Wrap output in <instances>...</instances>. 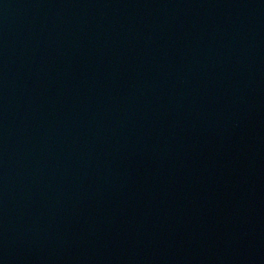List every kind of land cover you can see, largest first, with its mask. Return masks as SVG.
Returning a JSON list of instances; mask_svg holds the SVG:
<instances>
[{
	"label": "water",
	"instance_id": "water-1",
	"mask_svg": "<svg viewBox=\"0 0 264 264\" xmlns=\"http://www.w3.org/2000/svg\"><path fill=\"white\" fill-rule=\"evenodd\" d=\"M0 264H264V0H0Z\"/></svg>",
	"mask_w": 264,
	"mask_h": 264
}]
</instances>
